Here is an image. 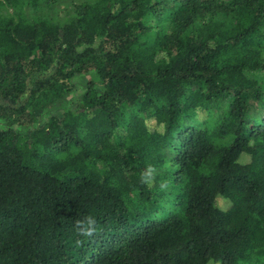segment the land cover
I'll return each mask as SVG.
<instances>
[{
    "label": "trees",
    "instance_id": "trees-1",
    "mask_svg": "<svg viewBox=\"0 0 264 264\" xmlns=\"http://www.w3.org/2000/svg\"><path fill=\"white\" fill-rule=\"evenodd\" d=\"M56 4L0 0V264H264V0Z\"/></svg>",
    "mask_w": 264,
    "mask_h": 264
},
{
    "label": "rangeland",
    "instance_id": "rangeland-1",
    "mask_svg": "<svg viewBox=\"0 0 264 264\" xmlns=\"http://www.w3.org/2000/svg\"><path fill=\"white\" fill-rule=\"evenodd\" d=\"M77 0H57L56 4V9L59 11V14L61 15V9L65 6H71L72 3H76ZM217 205L222 208V209H227L229 208L230 204L226 202L225 200L218 199L217 200Z\"/></svg>",
    "mask_w": 264,
    "mask_h": 264
}]
</instances>
